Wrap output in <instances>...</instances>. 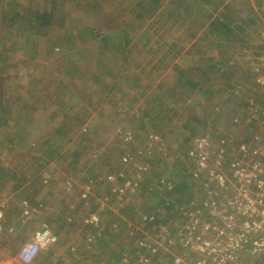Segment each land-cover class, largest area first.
<instances>
[{
	"label": "rangeland",
	"instance_id": "obj_1",
	"mask_svg": "<svg viewBox=\"0 0 264 264\" xmlns=\"http://www.w3.org/2000/svg\"><path fill=\"white\" fill-rule=\"evenodd\" d=\"M151 2L0 0V196H15L0 220V264L40 222L58 240L33 264H118L140 237L141 215L171 219L177 204L196 200L185 159L195 138L225 139L213 150L225 160L264 131V87L255 82L264 79V0L224 1L215 13L225 14L227 40L205 25L210 0H163L154 12ZM149 135L166 157L149 152ZM144 166L135 193L109 197L120 175L133 179ZM160 180L181 189L160 192ZM22 200L41 208L19 223ZM100 205V223L85 224Z\"/></svg>",
	"mask_w": 264,
	"mask_h": 264
},
{
	"label": "built area",
	"instance_id": "obj_2",
	"mask_svg": "<svg viewBox=\"0 0 264 264\" xmlns=\"http://www.w3.org/2000/svg\"><path fill=\"white\" fill-rule=\"evenodd\" d=\"M255 82L261 86L264 79ZM234 120L240 122L239 117ZM148 138L152 143L149 152H163L166 157L160 139L156 135ZM223 145L225 139L197 137L192 141L185 159L191 166L188 182L196 200L177 204L176 215L165 224L154 223L157 219L151 214L141 215L137 220L140 237L118 264H264V131H256L248 141L239 142L225 160L213 153L215 147ZM146 170V166L137 167L133 179L120 175L121 181L109 186V197L120 200L137 190ZM157 188L165 194L177 189L169 180H160ZM91 190L90 181L80 190V199L87 201ZM8 203L7 197L0 196V220ZM40 208V204L34 206L22 200L19 223ZM102 209L100 205L90 213L85 224L98 225ZM12 232L13 228H9L8 233ZM57 240L50 226L40 222L15 256L1 264H31L40 251ZM68 251L73 253L75 247L70 245Z\"/></svg>",
	"mask_w": 264,
	"mask_h": 264
},
{
	"label": "trees",
	"instance_id": "obj_3",
	"mask_svg": "<svg viewBox=\"0 0 264 264\" xmlns=\"http://www.w3.org/2000/svg\"><path fill=\"white\" fill-rule=\"evenodd\" d=\"M163 0H152V4L153 3H156V6L158 5V3L159 2H162ZM224 1L225 0H210V2H212L213 3V5H212V15L215 13V11L216 10H218L220 7H222L225 3H224ZM11 3V1H9L8 2V4H10ZM150 3H148V5H149ZM144 4L142 3V4H139L136 8L137 9H143L144 8ZM153 6H154V8H152L151 10H150V12H154L155 10H156V6L153 4ZM146 7V6H145ZM176 11V10H175ZM174 11V12H175ZM225 11H229V6L227 5L226 7H225ZM51 12H53V11H51ZM233 12V11H232ZM211 14H209L208 16H206V18H205V21L207 22L205 25H206V27H208L209 28V30H210V32L213 34V36H215V38L216 39H222V38H225V40H227L228 39V33L230 32V29H229V27L227 26V25H225L224 24V17L223 16H225V14H224V12H222V11H219V12H217V13H215L214 14V18H212L211 19ZM2 15V14H1ZM52 14L51 13H47V14H45L44 16H42V17H39L40 15H37V17H34L33 19H35L33 22H34V26L36 25V26H40L41 25V22H36V20H45V19H48V17H50ZM13 17H10V19H9V22L7 23V27H11V23H13V21H14V19L16 20V19H18V17L16 16V15H12ZM138 17H140L141 16V14H139V15H137ZM242 17H245L246 19L248 18V15L247 14H244V16H242ZM4 17H1V19H3ZM3 22V21H2ZM42 26V25H41ZM3 30H6V29H2V30H0V34H3L2 32H3ZM29 30V29H28ZM31 31V30H30ZM27 33L28 34H30V32H28L27 31ZM193 36H191L190 38H192ZM28 38L29 37H26V40H28ZM55 46V45H54ZM53 46V47H54ZM223 46V45H222ZM38 45L36 44L35 45V47H34V51H35V54L38 52L37 50H38ZM57 47V46H56ZM58 49V48H57ZM35 54H34V56H35ZM1 55V54H0ZM6 60V59H5ZM0 65H5V61H0ZM196 65V64H195ZM215 67V66H214ZM173 68H175V69H177L178 70V72H179V76H178V80H181V81H183L182 79L184 78V71H179V70H181V69H178L176 66H174ZM7 72V71H6ZM194 72V75L193 76H198V75H201L202 74V70L200 69V68H197V70H195V71H193ZM263 76H264V74H263ZM185 82L186 83H188V82H191L190 81V79L189 80H185ZM134 86H137V84H134ZM261 86H263L264 87V84H262ZM203 94H205V95H207L206 94V92L202 89V91H201ZM263 94H264V89H263ZM156 104V106H159V103L157 102V103H155ZM258 105H263V107H264V99L262 100V101H260L259 103H258ZM155 108H157V107H155ZM159 108V107H158ZM154 111L155 112H153L154 113V115H156L155 113L156 112H158V110L157 109H154ZM19 112V114L21 113V111H18ZM1 116V115H0ZM17 124H18V122H17ZM12 140H14L13 138H12ZM235 150H236V146L234 147V148H231V151H230V155H232L234 152H235ZM3 170H5V168H3L2 166H0V172H4ZM141 182V181H140ZM181 188H179V187H177V189L176 190H180ZM151 215H156V214H153V213H150ZM154 217H156V216H154ZM156 219H158V218H156ZM172 219V218H171ZM170 219H165V218H162V219H160V220H154V223H158V224H165V223H167L168 221H169Z\"/></svg>",
	"mask_w": 264,
	"mask_h": 264
},
{
	"label": "crops",
	"instance_id": "obj_4",
	"mask_svg": "<svg viewBox=\"0 0 264 264\" xmlns=\"http://www.w3.org/2000/svg\"><path fill=\"white\" fill-rule=\"evenodd\" d=\"M14 198H15L14 195H13V196H7V199L10 200V204H9V206H11L12 202L14 201ZM19 210H20V206H19ZM19 210H18V211H19ZM39 210H40V209H39ZM38 212H39V211H38ZM3 213H4V212H3ZM30 217H31V216H30ZM10 228H11V227H10ZM29 235H30V234H29ZM53 246H54V245H53ZM51 247H52V246H51ZM40 252H42V251H40ZM40 252H39V253H40ZM39 253H38V254H39ZM36 258H38V255L36 256ZM36 258H35V259H36ZM35 259H34V260H35ZM34 260L32 261L31 264L34 263Z\"/></svg>",
	"mask_w": 264,
	"mask_h": 264
}]
</instances>
